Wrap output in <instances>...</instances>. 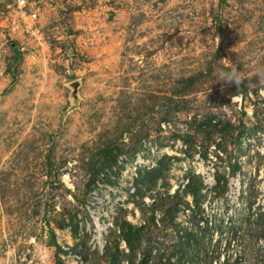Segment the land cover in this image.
<instances>
[{
    "label": "rangeland",
    "instance_id": "374dc122",
    "mask_svg": "<svg viewBox=\"0 0 264 264\" xmlns=\"http://www.w3.org/2000/svg\"><path fill=\"white\" fill-rule=\"evenodd\" d=\"M27 1L0 0V264H264V0Z\"/></svg>",
    "mask_w": 264,
    "mask_h": 264
},
{
    "label": "trees",
    "instance_id": "16d2710c",
    "mask_svg": "<svg viewBox=\"0 0 264 264\" xmlns=\"http://www.w3.org/2000/svg\"><path fill=\"white\" fill-rule=\"evenodd\" d=\"M198 80H199L198 78H186V79H182V80H181V84L183 85V91H180V92L178 93V95H179L180 97H184V96H186V92H189V91H186V90H190V88H191L192 86H194V85L197 83ZM237 93H238V92H236V94H237ZM216 154H220V153L218 152V153H216ZM238 164H239L238 161H237V162H234L232 165L230 164V168L235 170V169L238 168V166H239ZM161 168H162V167H161V165L159 164L158 167L155 168L154 171H151L150 174H153V176L156 175V174H158V173L160 172ZM188 188H190V186L187 185L186 190H187ZM198 202H199V201L196 200V198H195V200H194V204H195V206L192 205V207H189V210L191 211V215H190V217H193V218H194V215H198L199 204H200V203H198ZM191 221H193V220H191ZM124 225H126V224H124ZM195 248H196V247H195ZM188 256H190V255H188ZM182 260H186V258H185V257H181V258H180V261H182ZM183 263H184V262H181V264H183ZM259 263H264V250L262 251V254H261V256L259 257Z\"/></svg>",
    "mask_w": 264,
    "mask_h": 264
},
{
    "label": "built area",
    "instance_id": "2783aa9c",
    "mask_svg": "<svg viewBox=\"0 0 264 264\" xmlns=\"http://www.w3.org/2000/svg\"><path fill=\"white\" fill-rule=\"evenodd\" d=\"M15 6L20 11H23V14H26V16L31 19H36V12L38 10L37 5L35 2L29 3L27 0H15ZM25 11H28L27 13Z\"/></svg>",
    "mask_w": 264,
    "mask_h": 264
},
{
    "label": "water",
    "instance_id": "95a60500",
    "mask_svg": "<svg viewBox=\"0 0 264 264\" xmlns=\"http://www.w3.org/2000/svg\"><path fill=\"white\" fill-rule=\"evenodd\" d=\"M76 86H77V84H74V85H73L74 89L76 88Z\"/></svg>",
    "mask_w": 264,
    "mask_h": 264
},
{
    "label": "clouds",
    "instance_id": "9594fccd",
    "mask_svg": "<svg viewBox=\"0 0 264 264\" xmlns=\"http://www.w3.org/2000/svg\"><path fill=\"white\" fill-rule=\"evenodd\" d=\"M230 79H233V78H230ZM235 82H237V83H238V80H237V81H235Z\"/></svg>",
    "mask_w": 264,
    "mask_h": 264
}]
</instances>
